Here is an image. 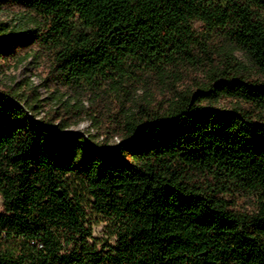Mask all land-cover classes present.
Here are the masks:
<instances>
[{"label": "trees", "instance_id": "trees-1", "mask_svg": "<svg viewBox=\"0 0 264 264\" xmlns=\"http://www.w3.org/2000/svg\"><path fill=\"white\" fill-rule=\"evenodd\" d=\"M6 7L31 27L1 23L0 58L48 53L56 85L122 87L176 68L209 80L141 107L115 150L33 119L37 98L0 94V264H264V122L217 107L223 97L264 106V79L234 55L264 75V0H0ZM235 190L253 193V208H234ZM87 198L113 244L94 238Z\"/></svg>", "mask_w": 264, "mask_h": 264}, {"label": "rangeland", "instance_id": "rangeland-1", "mask_svg": "<svg viewBox=\"0 0 264 264\" xmlns=\"http://www.w3.org/2000/svg\"><path fill=\"white\" fill-rule=\"evenodd\" d=\"M23 15L24 12L19 7H6L0 10V24L22 21L25 26L31 27L26 24L27 19ZM196 27L203 29L201 22H197ZM212 42H215L213 45L220 43L217 39L211 40ZM234 55L239 62L244 63L245 73L251 80L264 79L260 69L252 66L242 51L237 50ZM52 68V57L42 51L27 49L17 51L9 57H2L0 58V94L18 91L24 96L37 98L36 109L28 111L33 119L57 120L56 125L64 123L67 128L59 132L62 136H85L98 149H102V146L112 150L117 149L123 141L129 119L136 117L141 107L158 110L161 106H166L174 94L183 90L187 92L197 90L204 87L209 80V74L203 71L176 68L171 75L148 72L142 78L131 80L122 87L112 81V83L104 82L96 88L84 87L76 90L56 85ZM217 107L221 110L239 108L249 112L253 119L264 122V106L255 105L250 101L223 97ZM72 111L76 113H70ZM67 180L74 191L82 190L75 176L68 175ZM228 197L234 208H253V193L235 190L228 193ZM92 201L91 198H87L86 205L93 236L99 241V246L105 243L113 244L111 224L102 215L95 213ZM2 210L3 197L0 192V211Z\"/></svg>", "mask_w": 264, "mask_h": 264}]
</instances>
